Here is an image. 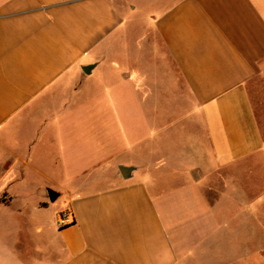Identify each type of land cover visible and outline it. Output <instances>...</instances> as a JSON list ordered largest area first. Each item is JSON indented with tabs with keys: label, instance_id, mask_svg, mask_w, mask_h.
<instances>
[{
	"label": "crops",
	"instance_id": "0c3cea01",
	"mask_svg": "<svg viewBox=\"0 0 264 264\" xmlns=\"http://www.w3.org/2000/svg\"><path fill=\"white\" fill-rule=\"evenodd\" d=\"M134 22L114 0H0L3 250L264 264V0H173L127 45Z\"/></svg>",
	"mask_w": 264,
	"mask_h": 264
},
{
	"label": "rangeland",
	"instance_id": "374dc122",
	"mask_svg": "<svg viewBox=\"0 0 264 264\" xmlns=\"http://www.w3.org/2000/svg\"><path fill=\"white\" fill-rule=\"evenodd\" d=\"M114 1H115V4H117V6L121 8L123 14L125 15L127 24L130 23V21L135 19L132 32L130 31L131 30L130 28L128 29V32H127V37L125 39L127 42V45L129 44V41L132 36L134 37L141 36V35L144 36L145 35L144 29L146 27V23L148 22L147 26L149 27L150 25L149 21L151 19V16L153 14L159 13L163 8H166L168 5H170L173 2V0H114ZM131 2H132V6H135L136 9L139 8L135 13H132V14L129 10V6ZM63 201L64 199L60 198L58 202H56V204L51 205V208H49L46 211L43 210L44 217L49 219L51 216V211L56 210L57 209L56 206L59 205L60 202H63ZM166 226L169 230L173 243L175 244L177 252L179 253L181 251L180 247L178 246V239H177L178 234H179V229H181L184 232V229L187 226L186 225L177 226V225H172V224H167ZM179 226L182 228H179ZM14 228L15 226L14 227L11 226V228L8 230V229L0 227V264H16L15 259L17 258L16 257L17 253H14L12 250H9V249L3 250L4 248L3 245L7 244L8 242L4 239V237H2L3 233L8 234L11 231V229H14ZM25 263L33 264V255L27 253V255L25 256Z\"/></svg>",
	"mask_w": 264,
	"mask_h": 264
},
{
	"label": "water",
	"instance_id": "95a60500",
	"mask_svg": "<svg viewBox=\"0 0 264 264\" xmlns=\"http://www.w3.org/2000/svg\"><path fill=\"white\" fill-rule=\"evenodd\" d=\"M85 72H88V71L86 70ZM131 171H132V168L130 167H122V166L119 167V172L124 179L129 177V174L131 173Z\"/></svg>",
	"mask_w": 264,
	"mask_h": 264
},
{
	"label": "built area",
	"instance_id": "2783aa9c",
	"mask_svg": "<svg viewBox=\"0 0 264 264\" xmlns=\"http://www.w3.org/2000/svg\"><path fill=\"white\" fill-rule=\"evenodd\" d=\"M70 222H72V220L69 218V213L64 214L63 216H61V218H60V223L61 224H68Z\"/></svg>",
	"mask_w": 264,
	"mask_h": 264
}]
</instances>
